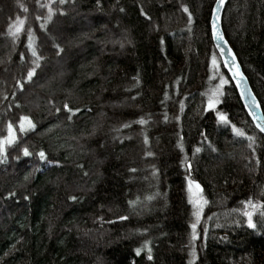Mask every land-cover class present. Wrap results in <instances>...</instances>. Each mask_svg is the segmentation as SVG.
Listing matches in <instances>:
<instances>
[{"label":"trees","instance_id":"16d2710c","mask_svg":"<svg viewBox=\"0 0 264 264\" xmlns=\"http://www.w3.org/2000/svg\"><path fill=\"white\" fill-rule=\"evenodd\" d=\"M215 2L0 0V264H264V135ZM223 28L264 112V0H229Z\"/></svg>","mask_w":264,"mask_h":264},{"label":"water","instance_id":"95a60500","mask_svg":"<svg viewBox=\"0 0 264 264\" xmlns=\"http://www.w3.org/2000/svg\"><path fill=\"white\" fill-rule=\"evenodd\" d=\"M229 0H224L223 4L219 3V0H216L213 11H212V17H211V32H212V39L215 46V49L220 57L222 66L224 67L225 71L227 72L229 78L235 85L238 94L240 96V99L245 107V110L247 111L248 115L252 119L254 125L256 128L264 135V132L260 130V127H258V124H264V121L257 119L261 116L263 112L261 103L256 96L255 92L253 91V88L250 84V81L245 74L243 67L238 59V56L232 47L231 43L226 38L224 28H223V15L225 8L227 6ZM217 9L219 11L217 12ZM215 25V27H214ZM222 36L223 39H218L217 37ZM233 57H235V64H233ZM227 61V63H225ZM236 65L239 66V71L243 73V76L245 79L242 81L240 80L239 76H234L233 73L235 72ZM243 92V95H242ZM253 97H255V102L259 103L260 107H256V103L253 102Z\"/></svg>","mask_w":264,"mask_h":264},{"label":"snow or ice","instance_id":"6c2138e0","mask_svg":"<svg viewBox=\"0 0 264 264\" xmlns=\"http://www.w3.org/2000/svg\"><path fill=\"white\" fill-rule=\"evenodd\" d=\"M219 3L220 4H223L224 3V0H219ZM26 11V9H25ZM185 11H187V9H185ZM219 11V9H217V12ZM20 25H23L24 21H19ZM215 27V25H214ZM22 29L20 27H17L16 28V31L19 32L21 31ZM218 39H223L222 36H219L217 37ZM225 63H227V61H225ZM213 64L215 65L216 64V60L215 58H213ZM233 64H235V57H233ZM34 75V72L33 73H29V79H31V76ZM234 76H239L240 80H244L245 77L243 76V73H241L239 71V66L236 65V69H235V72L233 73ZM228 81L227 80H222V84H221V87L223 86V84L227 83ZM218 94H222V93H219V90H217V94H214V96L210 97L209 98V107L212 108V107H215V104L218 103V99H217V95ZM242 95H243V92H242ZM253 102H255V97H253ZM65 107H67V105H65ZM256 107L259 108L260 105L259 103H256ZM220 119L222 121H225V122H228V118L227 116L221 114L220 115ZM257 119H260L262 121H264V113L261 114L260 117H258ZM144 121H141V123H143ZM25 123L28 125L29 128H34L35 125L32 123L31 119L28 118V117H24L22 122H21V125H20V128L21 130H25ZM258 127H260V130L262 132H264V124H258L257 125ZM234 130L236 131L237 135H240V136H243L244 135V132L240 129H236L235 126H233ZM9 132H10V135L8 136V138L6 140H3V141H0V151H3L4 150V144H11L15 141L16 139V136H15V133H14V130L12 129V126L11 124L9 125ZM249 139H252L251 137H249ZM197 151H199V149H197ZM24 155L27 156V155H30L29 151L27 148L24 149ZM40 157L41 158H44L45 157V154L43 152L40 153ZM193 186L195 187V189L202 193L203 192V189L201 188V186L192 181V180H189V191L192 192L193 191ZM190 203L198 206L197 207V211L194 212V216L196 217V222L193 223L191 225L192 227V230H193V240L195 239H198L199 237L197 236L196 234V228H197V225L200 221V218H201V214H202V211H203V206L205 204L208 203L207 200L203 199L202 197H200L199 199H190ZM247 204L249 205V207H251L252 209H255L257 207H260V208H264V205H254L251 201H248ZM245 216L248 217V225L249 227L251 228H255L256 225L255 223H253V220H252V217H253V211H246L244 213ZM140 250L138 249L137 250V254H139ZM149 252H151V249H149ZM149 259H151V256H149Z\"/></svg>","mask_w":264,"mask_h":264},{"label":"rangeland","instance_id":"374dc122","mask_svg":"<svg viewBox=\"0 0 264 264\" xmlns=\"http://www.w3.org/2000/svg\"><path fill=\"white\" fill-rule=\"evenodd\" d=\"M217 60V59H215ZM60 63H63V64H60ZM60 63H57V67L59 68L58 70V74H61V73H64L66 74L67 71H66V68L64 67V62H60ZM216 63H218V60L216 61ZM61 68V69H60ZM222 80H227L226 77L224 75H221V79H220V83L222 84ZM49 81V80H48ZM46 82V81H45ZM40 83V82H39ZM38 83V84H39ZM42 84V83H41ZM40 84V86H41ZM48 85V84H46ZM217 90H219V93H221V85H217L212 91H211V94H210V97L214 96V94H217ZM219 98H220V94L217 95V99L219 101ZM217 104V103H216ZM215 104V105H216ZM191 194V197L192 199H199L201 196H200V192H198L195 187L193 186V191L190 192Z\"/></svg>","mask_w":264,"mask_h":264}]
</instances>
